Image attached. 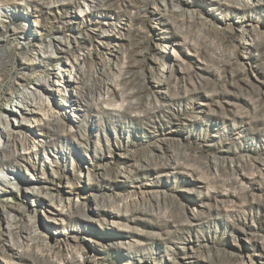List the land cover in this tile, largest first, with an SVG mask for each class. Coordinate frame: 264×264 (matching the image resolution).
<instances>
[{
    "label": "rangeland",
    "instance_id": "374dc122",
    "mask_svg": "<svg viewBox=\"0 0 264 264\" xmlns=\"http://www.w3.org/2000/svg\"><path fill=\"white\" fill-rule=\"evenodd\" d=\"M55 1H0V154L28 142L0 168V264H264V0ZM84 56L113 85L97 111L71 125L59 87L55 131L7 113Z\"/></svg>",
    "mask_w": 264,
    "mask_h": 264
},
{
    "label": "bare ground",
    "instance_id": "6f19581e",
    "mask_svg": "<svg viewBox=\"0 0 264 264\" xmlns=\"http://www.w3.org/2000/svg\"><path fill=\"white\" fill-rule=\"evenodd\" d=\"M60 1L61 0H57L54 2V4L59 3ZM166 1L172 7L175 6L176 11H179V5H178L179 1L178 0H166ZM5 18L10 19L11 17L6 12H0V36L3 37V38H0V42L7 43L8 41H10L12 38H14L17 35V32L15 31V29L9 28V25L3 26L2 22H5L4 21ZM166 18H167L166 12L161 13V14L158 13V17H157L158 21L164 22ZM129 22H130V18H129ZM5 28L7 30H5ZM127 28H128L127 24H124V27L122 29L124 31H128ZM114 37L116 36L114 35ZM116 39L122 40L123 33L120 34V36H117ZM29 44H30L29 42L22 43V49L26 50ZM11 50H12L11 46L0 48V71L7 69L9 67V61L7 60V57L10 55ZM43 50H44V56H45V53L47 54L45 56L46 58H54L53 57L54 53L65 52V50L59 46H56V49L54 50L51 44L48 47H42L41 51ZM78 60H79L78 63L70 67V70L66 69L64 70L62 74L54 75L56 77L55 78L56 81L59 82L58 85H56L57 82L55 83L53 80L50 81L45 78H39L37 80L36 82L37 89L43 91L44 96L38 95L36 90H30V91L20 92L15 98L16 100L13 98H8L9 104H12L14 107H16L15 108L16 110L12 108H6V111L10 110V112H7V113L12 116L14 115L13 116L14 118H15V115H21L22 120L24 121H29L28 120L29 116L36 117L35 114H41L42 118H44L45 120L44 127L48 130L55 131L56 129H52L50 126L53 125L55 122L59 123V121L57 120V116H56V114L58 113L51 112L49 101H46V98L47 97H49L50 99L53 98V96L55 95L54 92L55 91L57 92V90H59V87L62 88L61 91L64 93L63 94L64 100L60 101L61 102L60 108L63 110L62 113H65L66 115H68V117L70 116L72 118V121L75 122L74 124L71 123V125H77L78 123H80L82 121L81 117L84 115V113L97 111L98 105L103 101L105 102L107 97L112 92L111 87L113 85L110 82L99 81L98 72L93 71L92 69L90 71H87L85 69V60H87V56H84L82 59H78ZM114 68H116L115 65H114ZM55 85L57 87L53 91V87H55ZM3 121H7V119L1 116L0 117V127ZM22 126L23 125L21 123H18L16 127L21 128ZM5 131H7V134L10 137H13V143L11 146L12 151H10L9 154L7 155L0 154V168H5L9 172L11 169H10L8 160L10 158H12L13 160H16L19 156H21V154L17 152V146L20 145L23 150H27L28 142H27V138L25 137L17 138L14 131H11L8 129H5ZM0 133H1V130H0ZM39 146L40 148L44 149L46 147V144L41 143ZM92 204H93L92 209L90 210L92 211L91 216H99V214L103 211L101 206L95 200L92 201ZM3 208H4V212H6L5 211L6 209H15V206L6 202ZM78 214L82 218H89V216L85 212H78ZM100 228L103 229V227H100ZM17 255H18V258L27 260L29 264H37L35 260H32L24 256V253L22 252L18 251ZM44 264H46V262H44Z\"/></svg>",
    "mask_w": 264,
    "mask_h": 264
}]
</instances>
